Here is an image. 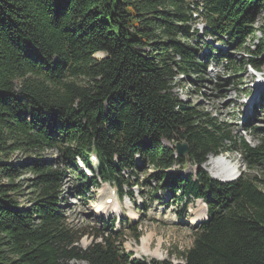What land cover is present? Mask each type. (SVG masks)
I'll use <instances>...</instances> for the list:
<instances>
[{"label": "trees", "instance_id": "obj_1", "mask_svg": "<svg viewBox=\"0 0 264 264\" xmlns=\"http://www.w3.org/2000/svg\"><path fill=\"white\" fill-rule=\"evenodd\" d=\"M261 13L264 0H0V264H146L130 260L112 222L74 228L60 205L69 172L84 183L83 197L100 182L123 196L124 175L148 169V180L175 201L208 205L183 264H264V193L255 178L221 184L201 168L210 156L233 152L248 170L264 164V128L254 130V147L242 137L233 142L226 123L175 93L176 78L199 89L208 63L230 60L215 48L204 53L207 36L255 56L247 65L261 71L264 31L246 48L261 31L254 27ZM163 142H185L188 158ZM91 153L98 173L87 178L75 158L90 168ZM13 154L25 161L16 166ZM187 163L197 166L194 177L167 172ZM25 173L33 176L31 196L21 206ZM131 231L138 241L137 225ZM84 236L91 244L81 249Z\"/></svg>", "mask_w": 264, "mask_h": 264}, {"label": "rangeland", "instance_id": "obj_2", "mask_svg": "<svg viewBox=\"0 0 264 264\" xmlns=\"http://www.w3.org/2000/svg\"><path fill=\"white\" fill-rule=\"evenodd\" d=\"M189 1L195 2L199 0ZM202 24L204 23L198 22L196 25L199 32L204 29ZM254 27L255 29L261 28V31L256 33V38L246 40V48L251 50H253L252 46L258 43V38L261 37L262 31H264V13L259 15ZM206 42L209 44L212 43V41L209 40ZM210 45L215 47L212 44ZM222 48L230 58V60L225 61L219 60L218 63L222 64L224 68H218L215 64L209 63V67H207V79L204 82L200 81L199 89H194L189 82L187 83L185 80L182 81L179 77L176 78L175 93L184 103L209 113L220 122L226 123L233 142L238 143V140L244 137L247 143L254 147L258 144V139L253 133L254 130L264 128V109L254 110V108H249L246 111L245 104L249 99H251L249 103L253 101L257 103L260 97L259 95L264 92V66L260 69V78L262 81L258 83V86H255L254 83L259 75L253 70L248 69L247 66L248 58L255 56L250 55L248 52L244 51V49L237 50L233 45L222 46ZM94 58L99 60L102 57L94 56ZM231 64L237 69H242L229 70ZM244 68L246 69L244 70ZM191 80L190 78V81ZM216 84H221V87L216 86ZM186 91L191 92L192 95H184ZM162 144L169 148L174 145L173 143L168 144L167 142H163ZM231 144L233 143H228L230 146ZM224 155L229 161L238 166V175L243 171L242 174H246L250 179L255 178V185L264 193V164L248 170L240 153L233 152L225 153ZM44 158L54 163L57 162V157L54 153H47ZM207 160L208 161L202 165L201 168L212 177L215 175L216 171L212 166H208L211 158ZM10 161L16 166H19L21 162L25 161V158L21 154H13L10 157ZM174 170L180 173L182 177H187L189 175L194 177L195 174V168L190 165H187L185 169L174 167ZM152 173L153 170L148 169L147 171H140L134 176L130 175L128 179L129 183H139L138 187H136V184L132 187L135 203L126 197H124L122 201L117 199V202L113 203V208L110 206L107 208L108 210H113L106 217L108 219L102 221L100 218L96 217V211L94 210L100 201H98L99 196L97 193L99 190L106 188L107 184H103L100 188L95 189H92L91 185H89L91 192L83 198L77 189V172H72V174L69 172L65 176L62 190L65 204L60 206H63V215L70 225L74 228L81 229L90 227L94 229H105V227H103L104 222H109V219L115 218L119 222V227H121L119 233L124 234L122 236V238H124L122 247L125 253H132L137 257H141L143 260L150 261L154 259L151 255L157 252L160 256V258L158 256L159 259H156L158 261L170 260L174 264H182L183 260L180 256L181 253H186L193 243L192 230L194 227L192 224L194 223H192V220L195 216L190 209L191 202L189 201L190 205H187L186 209H184L182 203L177 201V203L171 202L172 199H168L166 195L162 196L160 193L155 195L156 199L154 198V200L152 197L155 184L151 182V187H149L147 184L148 182H144L148 180V177ZM125 177L127 178V176ZM31 179H33V176L30 173L23 174L19 179V182H21L23 186L21 192L22 198L19 201L21 206H28L27 201L31 196L29 185ZM4 182L6 181L4 180ZM129 185H123L122 189L124 191H129ZM103 192L105 193L104 190ZM109 192L112 196L114 195L113 189H110ZM107 195V199H111L112 196L109 193H107ZM162 201H165L167 204H165V206L160 205ZM197 203L198 201L196 204ZM104 206L106 205L103 203L102 208H105ZM118 207H120L123 215H120L119 211H117ZM181 209L185 215L180 219L176 214V210L180 211ZM200 209L201 206L196 211L195 215L202 212ZM202 214L200 215L202 216ZM135 225H137V233L140 234L138 241L134 239V234L131 231V228ZM144 236L149 239L145 244L147 253H151L149 256H144L142 253L145 248H141V239ZM90 244L91 238L84 236L79 242V248L86 249ZM70 264L76 263L72 262Z\"/></svg>", "mask_w": 264, "mask_h": 264}, {"label": "bare ground", "instance_id": "obj_3", "mask_svg": "<svg viewBox=\"0 0 264 264\" xmlns=\"http://www.w3.org/2000/svg\"><path fill=\"white\" fill-rule=\"evenodd\" d=\"M205 51L206 50L204 49V52ZM210 158H211V160L208 163V166H212L215 169L216 173H215V175H213L215 177V179L222 181V182H228V181L236 179L239 176L238 175L239 174L238 166L236 164H233L231 161H229L225 155H222L221 157H210ZM212 158H214V159H212ZM104 191H105V193L102 190V193L99 194L100 198H98V201L99 200L100 201L98 202L96 209L95 210L93 209L94 211L98 212V213L95 212V215L97 217L107 216V215H109V212L113 211L112 209L111 210L107 209L109 206L111 208H113V206L107 204V198H108L107 193L108 192L106 193L105 189H104ZM103 203L106 205V206H104L105 208H102ZM102 209H106V210H102ZM200 210L203 212L202 208ZM117 211H119V214L121 215V212L118 208H117ZM202 212H200V214H202ZM200 214L199 213L196 214L195 218L192 220V223H194V225H198V224L203 223L205 221V218H203L204 214H202L203 217ZM195 223H197V224H195ZM148 241H149V239L146 236H144L141 239V245H142L141 248L142 249L145 248V244ZM146 248L142 251V253H145L146 255L151 254V253H149V254L147 253ZM154 253L155 254H152L151 256L159 259L160 258L159 254L157 252H154ZM158 256H159V258H158Z\"/></svg>", "mask_w": 264, "mask_h": 264}, {"label": "water", "instance_id": "obj_4", "mask_svg": "<svg viewBox=\"0 0 264 264\" xmlns=\"http://www.w3.org/2000/svg\"><path fill=\"white\" fill-rule=\"evenodd\" d=\"M96 56H99V57L103 56L104 57V55H102V54H97ZM175 153L178 157L187 159V157L189 155V149H188L187 144L185 142L176 143L175 144ZM233 181L234 180H231V181H228L226 183H232Z\"/></svg>", "mask_w": 264, "mask_h": 264}]
</instances>
